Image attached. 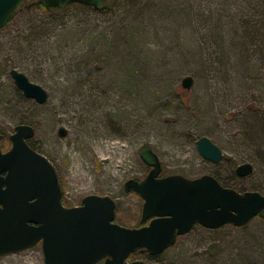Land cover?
Here are the masks:
<instances>
[{"label": "rangeland", "instance_id": "rangeland-1", "mask_svg": "<svg viewBox=\"0 0 264 264\" xmlns=\"http://www.w3.org/2000/svg\"><path fill=\"white\" fill-rule=\"evenodd\" d=\"M13 68L46 88L49 100L26 97ZM186 76L194 78L189 89ZM19 124L34 127L31 141L56 166L66 206L111 195L115 221L127 227L142 226L144 199L124 185L150 172L145 147L160 157L163 176L211 174L264 194V0H108L98 10L58 12L25 1L0 30L4 151ZM202 136L223 149L221 162L199 152ZM246 162L254 171L240 176ZM135 259L264 264V217L244 226L197 224L156 258L140 249ZM0 264H45L42 244Z\"/></svg>", "mask_w": 264, "mask_h": 264}, {"label": "water", "instance_id": "water-1", "mask_svg": "<svg viewBox=\"0 0 264 264\" xmlns=\"http://www.w3.org/2000/svg\"><path fill=\"white\" fill-rule=\"evenodd\" d=\"M26 0H0V30ZM53 8L64 9L79 3L100 9L107 0H41ZM10 74L28 98L44 104L49 92L22 71ZM194 84L192 76L182 82ZM62 136L67 130L61 127ZM35 129L19 124L10 136L12 147H2L0 132V257L42 244L45 264H161L130 260L140 249L151 255L163 253L178 236L200 224L215 229L227 224L244 226L254 217H264V194L240 192L224 186L218 178L204 174L188 178L181 174L163 176L162 162L150 147L141 151L152 168L143 179H129L126 192L144 199L140 227H127L115 221L117 200L111 195L90 194L82 204L66 206L63 189L54 163L29 143ZM205 159L219 163L223 149L210 137L197 141ZM240 176L254 171L252 163L237 167Z\"/></svg>", "mask_w": 264, "mask_h": 264}, {"label": "trees", "instance_id": "trees-1", "mask_svg": "<svg viewBox=\"0 0 264 264\" xmlns=\"http://www.w3.org/2000/svg\"><path fill=\"white\" fill-rule=\"evenodd\" d=\"M27 1V0H26ZM36 1V4H37V6L38 7H40V8H42V9H45L46 11H51V12H58L59 10H61L60 8H53V7H50V6H48L46 3H44L43 1H41V0H35ZM105 4V3H104ZM104 4H103V6L102 7H104ZM72 5H82V6H86V7H90V8H93L92 6H87V5H83V4H78V3H73V4H71V5H69V6H72ZM101 7V8H102ZM98 10V9H97ZM29 143H30V145L34 148V149H36V147H35V145L32 143V141L31 140H29ZM221 182V181H220ZM222 183V182H221ZM223 184V183H222ZM224 186H227V187H230V186H228V185H226V184H223ZM239 191V190H238ZM241 192V191H240ZM245 192V191H244ZM150 257H152V258H156L157 257V255H151L150 254Z\"/></svg>", "mask_w": 264, "mask_h": 264}, {"label": "flooded vegetation", "instance_id": "flooded-vegetation-1", "mask_svg": "<svg viewBox=\"0 0 264 264\" xmlns=\"http://www.w3.org/2000/svg\"><path fill=\"white\" fill-rule=\"evenodd\" d=\"M108 1V0H107ZM15 80V79H14ZM31 80V79H30ZM2 139H3V134H2ZM31 140V139H30ZM35 150H37V149H35ZM38 151V150H37ZM39 152V151H38ZM117 204H118V202H117Z\"/></svg>", "mask_w": 264, "mask_h": 264}]
</instances>
